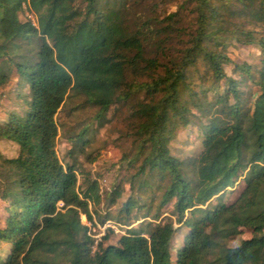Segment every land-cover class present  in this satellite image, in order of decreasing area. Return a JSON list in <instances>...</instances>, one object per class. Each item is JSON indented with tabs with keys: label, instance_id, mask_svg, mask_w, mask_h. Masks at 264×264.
<instances>
[{
	"label": "trees",
	"instance_id": "trees-1",
	"mask_svg": "<svg viewBox=\"0 0 264 264\" xmlns=\"http://www.w3.org/2000/svg\"><path fill=\"white\" fill-rule=\"evenodd\" d=\"M134 1L0 0V86L15 78L10 93L20 111L0 121V139L18 147L15 157L2 159L0 171L6 211L0 243L9 245L0 264H264V36L231 28L226 20L243 15L264 26V0H189L196 27L178 55L165 47L178 32L175 13L156 32L149 20H135L130 28L127 3ZM23 6L36 24L20 19ZM239 36L258 45L262 57L259 68L234 64V79L223 71L231 64L226 39ZM199 60L209 73L198 72L195 85L190 70ZM205 80L209 90L221 89L210 100ZM220 80L224 84L215 86ZM247 82L256 89L246 96ZM68 94L94 106L97 122L112 105L136 99L135 153L121 158L135 172L128 179L131 194L118 210L124 215L114 217L126 228L115 244L96 242L80 216L93 225L109 222L96 207L115 204L120 187L105 198L95 180L78 182L74 160L63 165L56 156L55 115ZM191 108L205 121L199 123L201 149L180 160L168 143L177 121L189 123ZM240 180L239 195L225 203ZM154 186L161 189L150 216L155 224L131 229L130 212L151 208L132 195L134 188ZM168 203L171 216L160 217ZM240 228L251 230V237L228 247Z\"/></svg>",
	"mask_w": 264,
	"mask_h": 264
},
{
	"label": "rangeland",
	"instance_id": "rangeland-1",
	"mask_svg": "<svg viewBox=\"0 0 264 264\" xmlns=\"http://www.w3.org/2000/svg\"><path fill=\"white\" fill-rule=\"evenodd\" d=\"M129 8L126 23L132 28V24L135 20L140 21L136 25L142 23V21H151V27L155 32L161 27L166 25L164 18L170 14H174V26L177 29L171 34V37L165 43V47L169 49L172 55L180 54L182 48L188 45V33H192L196 27L195 14L193 12L194 5L189 0H135L134 2H128ZM237 10L235 5H232L231 10ZM29 18L34 24H36V18L32 12H29L25 6L20 13L21 20H27ZM226 20L231 25V28L238 26L239 29L253 30L257 32L256 37L264 36V26H254L249 18L243 15L226 17ZM234 31V29H233ZM159 37H165V35L159 33ZM240 39V40H237ZM243 37L238 38L229 37L226 39L225 53L231 61V64L224 65L223 71L225 76L237 79V73L233 72L234 64L246 63L253 68L260 67V59L262 57L261 48L258 45H247L242 41ZM149 56H154V47L151 48ZM163 63L165 59H161ZM160 72V71H159ZM209 73L204 62L199 60L196 65V69L190 70L191 79L194 84H198L196 78L197 73ZM255 72V71H254ZM254 76L256 74L254 73ZM142 80H146L142 78ZM15 78H12L8 85L0 86V121L6 118L8 113L20 111L16 108V101L10 93L11 88L15 87ZM223 80H220L215 84L218 86L223 85ZM247 89L245 95L254 91L256 88L247 82ZM211 81L205 80L203 88L206 89V97L208 100L214 97L215 92H221V89L209 90ZM196 90L200 92L198 86H195ZM142 94L139 95V98ZM135 100L129 101L126 104L120 106L118 104L112 105L101 122H97L94 119L96 108L90 103H87L82 96H73L68 94L64 104L58 110L55 115V122L57 125V137L55 141V152L59 161L63 165H67L75 161L76 175L78 182L86 177L90 181L95 180L97 187L101 195L105 198L107 193L112 191L117 185L122 190L117 202L112 206L103 204V202L96 207L97 212L100 213V219L104 217L105 213L109 214V222L99 225L97 220L96 225L93 222H88L83 215L80 216V221L89 227V235L96 241H101L102 244H115L117 238L126 231L125 227H119L114 222V217L123 216L124 213H118L121 203L124 202L129 195L128 179L135 172V168L127 167L124 161H121L123 156L132 157L134 155V143L133 132L135 131V125L137 119L134 118L133 110L135 107ZM191 116L189 117V123L183 125L180 121L176 122L173 137L168 143V149L172 156L183 160L190 156H195L201 149V134L199 131V123H204V118L195 117L199 116L194 108H191ZM84 134V140H78V136L81 133ZM85 131V132H84ZM18 147L15 143L0 139V171L2 168V159H10L16 156ZM84 188V187H83ZM243 188L242 181H237L230 193L225 196V203H232L239 195ZM152 191L137 192L134 188L132 195L137 196L140 203L150 205L149 211L146 208L141 211L133 209L128 215L127 224H130L131 229L141 230L144 229L147 224H155L154 220L150 216L156 211L157 204L161 189L152 187ZM131 194V193H130ZM154 195L155 198L150 200V197ZM93 211V208L90 209ZM172 206L171 203L164 205L160 211L159 216L168 218L171 216ZM148 213V217H144ZM5 204L0 200V227L2 226L3 219L5 217ZM120 214V215H119ZM162 221H168L167 219ZM112 229V230H111ZM240 233L230 240L226 241L228 247L237 246L241 240L251 237L252 232L246 228H240ZM181 234H178L173 240V245H178ZM94 241V245L96 242ZM8 244L0 243V255L6 254Z\"/></svg>",
	"mask_w": 264,
	"mask_h": 264
}]
</instances>
